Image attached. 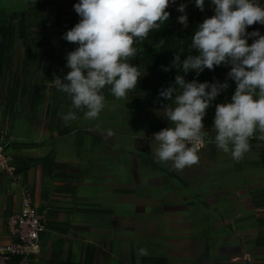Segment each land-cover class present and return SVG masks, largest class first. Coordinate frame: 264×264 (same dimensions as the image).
Segmentation results:
<instances>
[{"label": "crops", "instance_id": "obj_1", "mask_svg": "<svg viewBox=\"0 0 264 264\" xmlns=\"http://www.w3.org/2000/svg\"><path fill=\"white\" fill-rule=\"evenodd\" d=\"M77 2L0 0V15L8 20L27 15L25 37H16L0 84V134L18 167L15 179L0 175V251L14 240L8 219L28 186L46 226L41 253L11 264H264V141L251 138L239 162L214 142L215 105L230 101L236 88L227 77L230 65L198 76L179 73L187 81L229 84L203 118L208 134L199 163L175 171L153 155L154 133L171 126L162 115L168 101L159 92L178 74L162 66H170L176 53L181 60L198 54L185 35L191 11L199 9L195 0H175L168 21L134 44L138 54L129 63L138 66L137 87L126 100L106 87L96 120H85L86 110L72 109L51 86L70 71L66 54L77 45L62 36L80 20ZM181 3L187 27L177 20ZM212 9L205 0L203 12ZM20 21L15 18L17 27ZM250 27L260 32L264 25ZM70 110L77 119L65 124L61 114ZM141 248L146 256L137 255Z\"/></svg>", "mask_w": 264, "mask_h": 264}, {"label": "clouds", "instance_id": "obj_2", "mask_svg": "<svg viewBox=\"0 0 264 264\" xmlns=\"http://www.w3.org/2000/svg\"><path fill=\"white\" fill-rule=\"evenodd\" d=\"M175 0H79L74 10L80 17L62 39L77 45L66 54L70 69L61 78L55 76L51 86L63 93L72 109L84 111L85 120H96L105 108L103 90L126 100L141 77L138 66L129 61L136 57L134 44L145 41L149 33L169 19L166 10ZM214 15L206 17L191 37L189 53L181 60L174 55L164 71L177 69L174 83L161 88L162 115L171 126L154 133L157 147L153 155L158 163L171 162V170L181 171L199 163L198 152L208 131L203 118L212 102L229 87L228 81L210 83L196 79L187 81V74L197 76L205 69L230 65L227 77L236 83L231 100L215 105L213 130L216 147L239 162L250 150V139L264 141V35L247 31L256 23L264 25V7L255 0H210ZM204 10L205 0H195ZM186 4H179L177 17L187 27ZM248 37H255L251 44ZM65 124L77 119L75 111L61 114ZM259 133L257 136L256 134ZM109 130V135H111ZM138 256H146L143 248Z\"/></svg>", "mask_w": 264, "mask_h": 264}, {"label": "built area", "instance_id": "obj_3", "mask_svg": "<svg viewBox=\"0 0 264 264\" xmlns=\"http://www.w3.org/2000/svg\"><path fill=\"white\" fill-rule=\"evenodd\" d=\"M207 140L204 138L203 146ZM17 162L9 152V141L0 134V175L17 178ZM20 209L9 217V234L13 241L0 251V264H11L14 257L23 260L41 253V232L46 226L38 208L33 203L32 192L28 186L22 187Z\"/></svg>", "mask_w": 264, "mask_h": 264}, {"label": "trees", "instance_id": "obj_4", "mask_svg": "<svg viewBox=\"0 0 264 264\" xmlns=\"http://www.w3.org/2000/svg\"><path fill=\"white\" fill-rule=\"evenodd\" d=\"M256 3L264 7V0H255ZM170 16L173 15V10L170 8L166 9ZM214 15V10H206L205 12L199 9H193L190 14V27L186 31L185 35L191 39L195 30H197L198 25L206 18ZM26 13L22 12L17 17L21 19L19 26L15 25V18L8 20L4 14L0 15L2 23L0 24V84L2 82L1 77L6 70H9L12 65L13 51L16 37L24 38L27 26H26ZM255 28V29H254ZM250 27L247 31L249 33L258 30L257 27ZM260 34L264 35V28L260 29ZM12 52V56H11ZM16 258V257H14ZM13 258V260H14ZM20 258V257H19Z\"/></svg>", "mask_w": 264, "mask_h": 264}, {"label": "water", "instance_id": "obj_5", "mask_svg": "<svg viewBox=\"0 0 264 264\" xmlns=\"http://www.w3.org/2000/svg\"><path fill=\"white\" fill-rule=\"evenodd\" d=\"M44 233H45V231H42L41 232V238L44 236Z\"/></svg>", "mask_w": 264, "mask_h": 264}]
</instances>
